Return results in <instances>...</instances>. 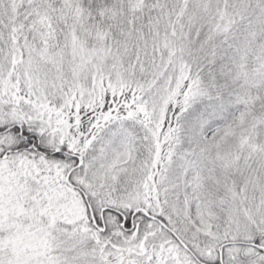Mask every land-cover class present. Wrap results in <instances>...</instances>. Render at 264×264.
Instances as JSON below:
<instances>
[{"label":"snow or ice","instance_id":"obj_1","mask_svg":"<svg viewBox=\"0 0 264 264\" xmlns=\"http://www.w3.org/2000/svg\"><path fill=\"white\" fill-rule=\"evenodd\" d=\"M0 264H264V0H0Z\"/></svg>","mask_w":264,"mask_h":264}]
</instances>
